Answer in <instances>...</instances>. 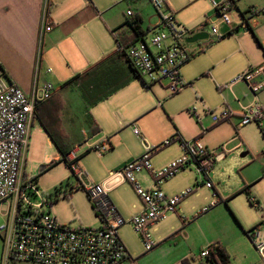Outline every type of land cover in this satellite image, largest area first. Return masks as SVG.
<instances>
[{
    "label": "rangeland",
    "instance_id": "obj_1",
    "mask_svg": "<svg viewBox=\"0 0 264 264\" xmlns=\"http://www.w3.org/2000/svg\"><path fill=\"white\" fill-rule=\"evenodd\" d=\"M73 1L78 4V0ZM95 1L100 12H104L103 9L110 5V0ZM166 1L175 13L177 23L189 30L205 25L216 13L208 0ZM146 2L143 7L144 19L146 25L148 22L152 25L159 20L158 15L153 5ZM127 7L126 2L116 5L112 8L111 14L117 20L124 19L123 13L125 14ZM250 7L246 9L249 16L250 13L247 11L251 9ZM256 10L258 16H254V19L262 16L264 7H256ZM259 21L260 26L264 28V20ZM208 29L209 26L206 27V30ZM228 32L224 33L225 37L221 40H214L210 44L199 46L197 42L189 45L191 46L189 49L195 53L194 57L181 68L182 78L188 85L179 93L167 95L164 89L168 85L167 80L163 81L162 86L158 83L153 84L149 79L143 83L140 78L109 101L98 105L95 113L100 115L103 121V126L100 127L101 133L109 135L115 148L112 149L111 144L107 143V152L92 150L79 160V165L88 174L90 180L99 183L109 176L110 171H118L127 163L144 155V144L134 133V127L138 128L148 145L156 148L151 158L156 170L166 167L183 156L181 144L184 141L200 139L208 150L212 151L223 146L227 150L226 158L215 163L211 168L210 181L219 192L224 193L223 195L233 197L232 202L237 207L243 208V211L248 207L252 210L250 223L257 221V225L262 222V215L253 206L250 207L251 204L242 191L247 184L251 185L252 192L258 197L264 209V162L259 160L264 152V133L261 129V127L264 129V116L259 122L253 121L238 128L243 109L252 107L254 95L245 83L239 82L232 86L231 83L250 68L256 69L264 64V48L257 44L249 29L240 28L232 34ZM72 77L69 76L64 82L52 77L51 80L60 87ZM69 92L70 99L77 101V104L83 108V99L79 94L70 89ZM60 93L61 91L58 90L55 95ZM257 97L256 105L262 107L264 112V89L258 92ZM63 98L65 101L62 100L63 111H65L69 101L67 97ZM77 104L74 103L72 107ZM116 106L120 108L117 119L113 115ZM224 112H228L229 117L214 122L213 117H220ZM30 135L25 174L29 178H37L39 191L54 202L51 208L52 214L61 224L73 229L98 228L100 220L87 194L80 188L67 163L61 157L55 158L59 154L58 149L49 139L40 121L35 120ZM167 141L171 144L165 146ZM246 152L247 155L243 156ZM51 162L56 164L49 168ZM244 175L251 182H247ZM135 176L143 189L157 188L149 172L144 170ZM203 181H205L204 177L198 174L195 165L192 164L175 177L164 181L160 189L163 193H167L168 197H175L184 190L196 188L179 204L182 213L192 218L185 207H194L206 198H211L212 202L216 201L212 189L205 186L197 187V184ZM66 191L70 192V195L64 196ZM109 196L126 220L137 214L136 208L141 205V199L130 183L120 185L112 190ZM5 211L7 204L0 210V227L7 220L3 215ZM174 224H180V229L182 228L178 217L171 214L165 221L150 229L153 239L155 240V230L165 231ZM119 235L127 247L135 252L133 257L137 259V264H145L147 262L145 255L151 251L147 253L143 241L131 225L122 227ZM4 255L3 241L0 238V264H5ZM15 264L37 263L15 261Z\"/></svg>",
    "mask_w": 264,
    "mask_h": 264
},
{
    "label": "built area",
    "instance_id": "obj_2",
    "mask_svg": "<svg viewBox=\"0 0 264 264\" xmlns=\"http://www.w3.org/2000/svg\"><path fill=\"white\" fill-rule=\"evenodd\" d=\"M216 10L215 19L202 25L208 36L205 44L225 37L221 31L223 26L229 28V33L240 28L248 27L246 19L236 22L232 18L234 4L231 0H208ZM158 15L156 29L149 35L139 39L127 48V55L132 66L139 73L145 83L149 79L153 84L163 86L167 95H174L188 85L182 78L181 68L194 57L188 49L187 39L197 32L198 28L189 30L182 28L176 21L175 13L170 9L166 0H149ZM249 13L253 16L257 10L252 8ZM127 17L133 20L136 17L132 9L127 11ZM47 15L44 20H47ZM209 29L206 30V27ZM52 24L46 23L43 32L51 31ZM202 30V31H203ZM227 34V35H228ZM48 72L51 70L48 69ZM245 83L254 95L252 107H245L240 116L238 128L253 122L261 121L264 116L262 107L257 106V94L264 89V64L256 69L250 68L238 76L231 86L236 83ZM152 87V85L150 86ZM60 90L54 83L44 81L36 83L31 94L27 95L18 85L0 77V210L7 204V211L3 215L6 223L0 227V238L5 250L4 262L14 261L33 262L37 264H137V259L130 255L123 243L119 231L125 225H131L144 243L147 252L153 251L158 242L153 239L150 229L165 221L169 215L178 212L181 200L191 195L194 188L184 190L175 197L166 196L159 188L143 189L136 179V174L147 171L152 176L155 185L160 186L186 168L195 165L198 174L204 177L203 183H198L209 189L214 188L209 179V173L215 163L226 158L225 146L208 150L200 139L184 141L181 146L183 156L171 162L166 167L156 170L151 158L156 148L148 145L142 138L137 127L134 133L141 138L145 153L139 159L127 163L118 172H111L106 183H95L79 165L82 155L95 150L107 152L108 146L104 141H94L87 138L83 143L74 147L65 156L73 176L80 188L87 194L92 207L100 220L98 228L80 227L73 229L59 222L51 212L54 202L38 189L33 178L25 174L26 154L29 150L31 129L37 119L40 105L51 100ZM256 105V106H255ZM229 117L228 112L222 116H214V122ZM167 141L165 146L170 145ZM264 156V152H263ZM117 174L130 183L142 201L143 209L130 219L126 220L118 211L109 192L118 186ZM217 197V193L213 191ZM250 202L262 215L264 223V209L259 201L250 196ZM220 203L219 199L201 209L192 218L185 214L180 215L184 227L199 216L208 213ZM256 249L264 254V242L259 227L247 232ZM211 245L203 248L198 260L194 264L205 261L209 255Z\"/></svg>",
    "mask_w": 264,
    "mask_h": 264
},
{
    "label": "crops",
    "instance_id": "obj_3",
    "mask_svg": "<svg viewBox=\"0 0 264 264\" xmlns=\"http://www.w3.org/2000/svg\"><path fill=\"white\" fill-rule=\"evenodd\" d=\"M146 1L149 2V0H110V5L103 9L104 12H100L95 0H78V4L73 0H0V77L15 83L29 95L38 82L53 83L51 77L64 82L69 76L74 78L85 74L104 58L116 53L117 36L124 42L134 39L133 31L125 25L129 9L135 12L136 17L141 18L144 30L150 29L146 36L156 29L158 21L152 25L148 22L146 25L143 15ZM231 1L234 4L232 18L236 22H239L241 18L246 19L248 24L246 30H251L257 44L264 48V28L259 23V20H264V12L260 18L256 19L254 16H258L257 13L253 16L246 13V9L250 6L251 9L264 7V0ZM123 2H126L128 7L125 14L123 13L124 19L117 20L111 14V10ZM45 15L48 17L47 20H44ZM214 19L215 15L210 18V20ZM46 23L52 24L53 28L51 31L43 32ZM116 30L119 31L115 33ZM221 30L226 32L229 28L223 26ZM202 44L205 42H198L199 46ZM48 69L51 71L48 72ZM134 81L131 80L126 86L90 109H86L84 105L82 108L77 101H72L67 89L40 105L36 120L40 121L49 139L57 147L59 154L55 158H62L63 151L60 147L67 153L87 138H92L94 141L102 140L105 144L110 143L111 148L114 149L109 135L101 133L100 127L103 126V121L100 115L95 113V109ZM63 97H67L69 101L65 111H63ZM74 103L77 105L72 107ZM116 108L113 115L117 119L120 108L117 106ZM93 128L98 130L94 134L91 133ZM259 160L264 162L263 154ZM118 171H110L109 176L99 183H106L111 172ZM244 177L247 182H251L245 175ZM116 178L119 184L110 190L109 195L112 190L126 183L119 174ZM246 186L250 187L251 195L261 205L258 197L252 192L251 185ZM160 187L161 185L157 186L159 189ZM213 191L217 193V197L214 195L213 197L219 199L220 203L185 226V233H181L183 222L180 215L183 213L178 205L175 216L181 221L182 228L180 229V224H174L165 231L155 230L154 238L159 244L153 251L147 252L145 264H183L185 260L189 264H194L192 260H198L203 248L217 243L226 249L233 264H264V254L256 249L247 235L248 231L259 227L263 240L264 223L260 222L257 225V221L250 223L252 210L248 206L247 210L243 211V208L240 209L232 202L233 197H226L215 186ZM164 194L167 196V193ZM209 202H212L211 198H206L196 206H187L184 209L192 217ZM142 209L141 201V205L136 208V213L141 212ZM119 213L123 216L122 212L119 211ZM125 246L130 255L135 256L133 249L126 244ZM203 262L200 261L198 264ZM12 264H15V261Z\"/></svg>",
    "mask_w": 264,
    "mask_h": 264
},
{
    "label": "trees",
    "instance_id": "obj_4",
    "mask_svg": "<svg viewBox=\"0 0 264 264\" xmlns=\"http://www.w3.org/2000/svg\"><path fill=\"white\" fill-rule=\"evenodd\" d=\"M251 12V10H249ZM128 25L134 34L132 41L124 42L120 37H116L117 50L116 53L104 58L92 69L83 75H78L68 82L62 84L60 91L67 89L79 94L83 99V105L86 109H90L94 105L106 100L115 92L126 86L131 80L140 79L139 73L132 66L127 55V48L135 44L139 39L145 37L150 29L142 28L140 17H135L133 20L128 19L125 23ZM248 28V27H247ZM119 30H116L118 32ZM233 32L229 33L232 34ZM47 128V127H46ZM263 133L264 129L261 127ZM98 130L93 128L91 133L94 134ZM63 151L62 160L65 161L66 153ZM56 162H51L49 168L53 167ZM68 165V164H67ZM69 166V165H68ZM37 182V178H34ZM250 202V187L246 186L243 191ZM69 193V194H68ZM70 195V192H65L64 196ZM251 204V202H250ZM252 205V204H251ZM253 206V205H252ZM257 228V227H255ZM183 264H189L184 261ZM202 264H233L226 249L219 243L211 245L209 255Z\"/></svg>",
    "mask_w": 264,
    "mask_h": 264
},
{
    "label": "water",
    "instance_id": "obj_5",
    "mask_svg": "<svg viewBox=\"0 0 264 264\" xmlns=\"http://www.w3.org/2000/svg\"><path fill=\"white\" fill-rule=\"evenodd\" d=\"M203 28H204L203 26H200V27L198 28V30H201V31H200V32H197V33L194 34L193 36L189 37V38L187 39V43H188V44H194V43H197V42H199V41H202V40L206 39L207 36H208V34H207V32H205V31L203 30ZM202 30H203V31H202ZM246 155H247V152L243 154V156H246Z\"/></svg>",
    "mask_w": 264,
    "mask_h": 264
}]
</instances>
